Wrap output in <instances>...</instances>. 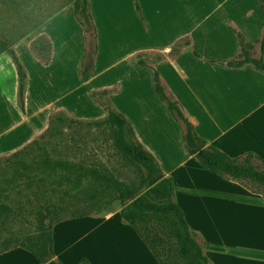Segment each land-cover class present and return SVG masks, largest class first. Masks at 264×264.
Listing matches in <instances>:
<instances>
[{
  "label": "crops",
  "instance_id": "obj_1",
  "mask_svg": "<svg viewBox=\"0 0 264 264\" xmlns=\"http://www.w3.org/2000/svg\"><path fill=\"white\" fill-rule=\"evenodd\" d=\"M256 1L251 4L248 0H139L144 18L141 19L136 0H128L129 15L125 8L121 9V0H91L99 35V51L91 78L87 82L80 78L85 40L73 13L58 15L42 27L50 41V59L43 63L30 58L32 68H25L27 114L35 117L52 109H70L74 100L83 96L90 103V95L95 92H112L113 104L156 157L165 176L173 177L176 200L192 230L204 238V251L212 264H232V255L220 249L216 242L224 241L222 234L239 226V219L257 215L256 223L261 224L254 229L260 230L264 238L261 219L264 198L238 182L211 173L187 153L181 127L156 94L153 71L139 65L134 58L154 52L168 56L176 44L189 38L191 47L157 66L164 82L209 145L232 158L253 152L264 160V72L252 65L226 66L240 53L239 33L252 44L262 36L264 14ZM13 77L17 100V69ZM74 83L78 85L74 87ZM83 86L90 90L84 91ZM5 90L0 82V139H3L0 156L15 152L19 146L9 145H23L26 139L23 125L27 118L18 111V102L10 105ZM97 113L106 115L101 108ZM13 119L15 127L22 126V132L14 125L5 130ZM10 130L13 133L9 137ZM199 220L206 222L217 235L209 237ZM90 221L89 230L96 232L111 224L119 239L125 237L119 240L122 249L116 247L120 258L125 259L122 262L129 259L140 264L139 258L144 257L150 264L157 263L139 237L121 234L126 226L121 223L120 211ZM101 242L98 234L92 236L93 247H100ZM59 257V254L54 256V260L59 261ZM5 258L1 257L0 261ZM118 262L115 264H121Z\"/></svg>",
  "mask_w": 264,
  "mask_h": 264
},
{
  "label": "rangeland",
  "instance_id": "obj_2",
  "mask_svg": "<svg viewBox=\"0 0 264 264\" xmlns=\"http://www.w3.org/2000/svg\"><path fill=\"white\" fill-rule=\"evenodd\" d=\"M74 1L0 0V82L6 88L7 101L11 106L18 102V111L27 118L23 125L26 130L23 145L9 146H19L16 150L25 147L23 158L27 161L32 160L34 155L43 154L45 149L53 163L52 166H36L20 174L12 167L1 163L0 207L8 206L12 211L4 212L0 208V258L6 257L0 264L37 263L30 252L14 247L20 245V242L28 243L29 238H35L39 234V213L51 206L63 208L65 212H61V217L64 218H72L76 213L87 214L84 218L61 222L54 229L55 257L59 254L63 264H80L82 259L92 260L98 264H105V260L109 264H115L117 260L121 264H137L129 259L122 262L125 259L120 258L118 249H122L123 244L119 240L125 237L119 239L113 225L106 224L95 232L89 230L92 223L87 222L101 220L119 212L123 206L117 197L118 194L106 187L107 179L123 182L129 187H143V191H146L157 184L158 178L150 179L143 168L128 161L117 150L113 130L108 125L99 123L105 115L100 116L97 113L100 107L91 99L88 103L83 96L74 100L70 109H52L48 110L46 115L37 117L33 114L28 115L25 97L23 107L18 95L17 100L15 99L16 87L13 76L16 67L9 54L2 50V43L14 49L25 68H32L30 58H36L43 63L48 62L51 45L42 27L58 15L72 14ZM248 1L253 3V0ZM124 8L129 15L128 0H121L123 11ZM185 45L186 41L181 42L174 53ZM158 59L157 54L143 56V60L148 63H155ZM75 80L77 83L78 76ZM77 85L74 83V87ZM83 90L87 91L90 88L83 86ZM31 107L32 105L29 109ZM13 122L14 119L5 130L12 129ZM15 122L17 123L16 120ZM21 127L20 125L15 129L22 132ZM12 133L10 130L7 135L10 137ZM2 141L3 139H0V143ZM13 152L3 153L0 158ZM261 219L264 223V217ZM257 220V215L239 219V226H233L232 232H224L222 234V237H225L224 241L216 242L220 249L223 248L232 255V264H264V238L260 230L254 229L255 225L259 227L261 224L256 223ZM199 221L209 237L217 235L206 222ZM121 223L126 226V230H121V234H132L130 238L132 236L138 238L134 230L122 219ZM96 234L102 241L100 247L91 245L92 236L95 238ZM197 240L204 244L202 235ZM136 253L138 254L137 250ZM139 262L150 264L144 257H140Z\"/></svg>",
  "mask_w": 264,
  "mask_h": 264
},
{
  "label": "trees",
  "instance_id": "obj_3",
  "mask_svg": "<svg viewBox=\"0 0 264 264\" xmlns=\"http://www.w3.org/2000/svg\"><path fill=\"white\" fill-rule=\"evenodd\" d=\"M257 1L264 14V0ZM136 10L141 19H144L139 0H136ZM72 13L84 33L85 50L80 78L83 82H87L93 74L99 51V35L92 13L91 0H75ZM183 41H186L185 47L174 53L175 48ZM181 42L174 46L172 53L168 56L157 52L150 53L158 55L159 59L155 63L148 64L143 60V56L150 54L138 55L134 60L139 65L147 66L153 71L156 94L167 107L172 118L180 125L187 153L194 156L198 163L211 173L238 182L251 193L264 198V160L253 152L232 158L220 149L209 145L197 133L186 109L164 82L157 66L167 59L178 56L184 48L192 45L189 38ZM239 43L240 53L228 61L226 66L240 68L252 65L264 72V26L258 42L252 44L242 33H239ZM2 50L9 54L17 69L19 97L23 107L27 72L14 49L2 43ZM194 54L200 57L198 53L194 52ZM111 95L112 92L109 90L90 95L91 100L106 114L99 123L108 125L113 130L114 145L128 161L143 168L150 179L158 178L157 184L146 191H143V187H129L117 180H106V187L113 189L123 204L120 210L121 219L134 230L159 264H212L204 251L205 242L202 245L197 240L200 234L192 230L183 209L176 200L173 177L165 176L156 157L141 143L126 116L113 104ZM24 148L1 157L0 165L4 163L7 167H12L18 174L36 166L53 165L45 149L43 154L34 155L30 161L25 160L23 158ZM0 208L4 212L12 211L8 206L2 205ZM61 212H65L61 207H46L43 212L39 213V234L35 238H29L28 243L20 242L21 244L14 249L21 248L30 252L39 264H62L54 260V228L61 222L83 218L87 214L76 213L72 218H64L61 217ZM49 258L51 260L47 262ZM80 264L92 263L87 259H82Z\"/></svg>",
  "mask_w": 264,
  "mask_h": 264
},
{
  "label": "water",
  "instance_id": "obj_4",
  "mask_svg": "<svg viewBox=\"0 0 264 264\" xmlns=\"http://www.w3.org/2000/svg\"><path fill=\"white\" fill-rule=\"evenodd\" d=\"M51 260V258L47 259V262H49Z\"/></svg>",
  "mask_w": 264,
  "mask_h": 264
}]
</instances>
